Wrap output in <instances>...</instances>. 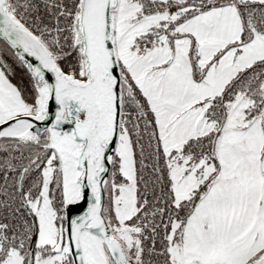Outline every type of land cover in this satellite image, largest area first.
<instances>
[{"label":"snow or ice","instance_id":"obj_1","mask_svg":"<svg viewBox=\"0 0 264 264\" xmlns=\"http://www.w3.org/2000/svg\"><path fill=\"white\" fill-rule=\"evenodd\" d=\"M0 264H264V0H0Z\"/></svg>","mask_w":264,"mask_h":264},{"label":"trees","instance_id":"obj_2","mask_svg":"<svg viewBox=\"0 0 264 264\" xmlns=\"http://www.w3.org/2000/svg\"><path fill=\"white\" fill-rule=\"evenodd\" d=\"M4 60L9 66V79L12 81L13 84L23 89L25 91V95H29V92L27 90L31 87V85L26 70L22 66L15 63L12 58L8 55L4 56Z\"/></svg>","mask_w":264,"mask_h":264},{"label":"water","instance_id":"obj_3","mask_svg":"<svg viewBox=\"0 0 264 264\" xmlns=\"http://www.w3.org/2000/svg\"><path fill=\"white\" fill-rule=\"evenodd\" d=\"M85 209H86V205H85Z\"/></svg>","mask_w":264,"mask_h":264}]
</instances>
